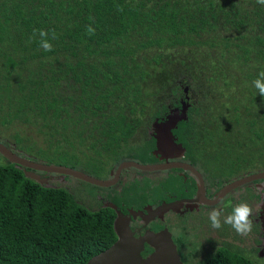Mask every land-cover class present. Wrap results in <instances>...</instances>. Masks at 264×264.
Listing matches in <instances>:
<instances>
[{"label":"trees","instance_id":"obj_1","mask_svg":"<svg viewBox=\"0 0 264 264\" xmlns=\"http://www.w3.org/2000/svg\"><path fill=\"white\" fill-rule=\"evenodd\" d=\"M89 25L94 35L85 34ZM34 29L55 31L52 51L38 37L29 43ZM262 70L264 6L256 0H0V128L20 156L19 146H35L32 160L77 168L84 158L104 168L84 144L99 145L96 157L125 151L143 112L165 110L180 80L199 91L190 112L214 109L216 126L237 127L243 170L256 168L264 97L253 80ZM67 149L80 154L63 160ZM114 218L0 165V264H87L115 242ZM186 264L258 262L220 248Z\"/></svg>","mask_w":264,"mask_h":264},{"label":"flooded vegetation","instance_id":"obj_2","mask_svg":"<svg viewBox=\"0 0 264 264\" xmlns=\"http://www.w3.org/2000/svg\"><path fill=\"white\" fill-rule=\"evenodd\" d=\"M177 84L181 94L171 96L165 110L160 108L143 112L145 118L141 120L142 125L135 128L130 147L125 151L96 157L99 145H95V151L93 143L86 144L92 149V162L100 165L101 161L106 165V171L98 173L100 168L85 171L80 167H69L98 180L113 181L111 185L97 187L56 173L45 177L53 187L69 189L74 183H81L96 190L93 195L98 206H84L90 210L109 208L115 217L116 211L129 216L128 225L134 237L167 229L182 264L206 261L220 248L244 251L258 264L264 263L260 220L264 206V179L243 184V177L264 173V157H261L256 168L243 171V144L239 141L241 131L224 120L221 127L216 126L214 109L212 112L204 109L203 112L209 114L202 116L197 110L190 112L193 105L201 103L199 91L191 90L180 80H177ZM183 107L184 119L177 121L169 131L165 129V144L157 147V124L164 125L169 115L179 117ZM183 122L186 129L181 128ZM135 147H138L137 155H134ZM123 162L156 168L140 170L131 166L118 173ZM128 196L134 201L126 202ZM243 196L247 197L243 199ZM240 202L248 203L254 213L251 217L252 231L246 236V241L252 246L247 250L243 248V236L237 235L229 225L225 224L217 230L210 226L208 220V212L212 208L228 204L235 206ZM230 211V207H224L225 214ZM194 220L199 222L195 223ZM193 224L204 227L207 235L200 238L196 233L192 234L190 231L195 228ZM179 252L184 255L181 257Z\"/></svg>","mask_w":264,"mask_h":264},{"label":"water","instance_id":"obj_3","mask_svg":"<svg viewBox=\"0 0 264 264\" xmlns=\"http://www.w3.org/2000/svg\"><path fill=\"white\" fill-rule=\"evenodd\" d=\"M184 111L185 108L183 107L179 117H176V114L169 115L164 125L157 124L159 130L157 147L160 148L161 145L165 144L163 137L165 129L167 128L169 131L175 126L177 121L184 119ZM13 150L14 147L12 145L7 146L0 142V156L16 168L22 169L26 178L45 187H53L48 183V179L45 176L54 173L60 174L62 177L71 176L97 187H105L113 183V181L95 179L69 167L49 165L32 160L30 156H20ZM131 166L140 170H152L156 168L139 165L134 162H123L120 164L117 172L119 173L121 169ZM42 173L45 175H42ZM261 179H264V173L250 175L243 177V184ZM110 207L116 209L115 206ZM129 220V216H124L119 211H116V217L113 221V230L116 236L115 242L107 250L91 258L87 264H182L171 234L167 229H163L157 233L146 232L142 237L137 238L134 237L129 229ZM260 220L264 244V206L262 207ZM143 253H146V255L142 256Z\"/></svg>","mask_w":264,"mask_h":264},{"label":"clouds","instance_id":"obj_4","mask_svg":"<svg viewBox=\"0 0 264 264\" xmlns=\"http://www.w3.org/2000/svg\"><path fill=\"white\" fill-rule=\"evenodd\" d=\"M256 3L264 6V0H256ZM86 35H94L95 29L89 25L85 31ZM37 37L39 38L37 41ZM57 34L54 30H43L34 29L32 36L29 37V43L32 41H37L38 45L45 52H50L53 50L51 40H55ZM253 87L257 90L261 97H264V70L260 71L257 78L253 80ZM224 207H230L231 211L225 214ZM252 207L245 202L237 203L235 206L230 204L224 205L223 207H214L208 212V220L210 226L213 229H220L223 225H229L237 235L247 236L251 233L253 228V216Z\"/></svg>","mask_w":264,"mask_h":264},{"label":"rangeland","instance_id":"obj_5","mask_svg":"<svg viewBox=\"0 0 264 264\" xmlns=\"http://www.w3.org/2000/svg\"><path fill=\"white\" fill-rule=\"evenodd\" d=\"M204 50H206V49H204ZM11 133H13V131ZM7 134H8L7 132H5L4 130H2L0 128V142L1 143L7 142L9 145H14L13 144V141L10 140L7 137ZM40 144L41 143H39V146L42 147ZM86 144L87 143H85L84 146H86ZM61 147L63 148L64 145L62 144ZM18 148H19L18 150L21 151V154L22 155H26V156H29V153L32 154V152L35 151V146L31 147L29 145H22V146H19ZM137 148L138 147H135L134 148V155L135 154L136 155L138 154ZM78 149L80 150L81 148L78 147ZM71 152L72 153L75 152V154L78 155V156L80 154V153H78V150L71 151V149L70 150L67 149L66 151L63 152V160L70 159ZM39 161L40 162H44V163L49 164V165H58V166H65V167H69L70 166V163H68V162H65V161L59 162L57 159H52V158H44V157H41V159H39ZM6 163H7V161L2 156H0V165H4ZM77 163H78V167L83 168V170H85V171H93L92 169L94 168V166H89L88 165V161L86 159H84V158L81 159V160L78 159L77 160ZM100 165H104V164L101 163V161H100ZM102 170H105L106 171V168L100 169L98 173L102 172ZM98 173H95V174H98ZM68 188H69L68 189L69 192L74 196L75 200L77 202H79L80 204L86 205V206H92V205L95 204V208L98 206V202L95 201L94 195H93V194H95V191L96 190H93V189H90L88 187H85L84 185H81V183H74L73 185H71ZM246 195L247 196L249 195V193L247 191H246ZM247 196H245V197L243 196V199H245ZM128 197L129 198H126L125 199L126 202H133L134 201L132 198H130L131 196H128ZM194 222L195 223H198L199 221H195L194 220ZM194 226H195V228L194 229H191V231H190L192 234L193 233H196V235H199L200 238L207 235L204 232L205 231V228L204 227H202V226L200 227L198 224H195ZM246 239H247L246 236H243V248L245 250H247L250 246H252V244H249L246 241ZM187 241H188V238H187ZM180 255L182 257L184 254L180 253ZM260 264H264V263H260Z\"/></svg>","mask_w":264,"mask_h":264}]
</instances>
